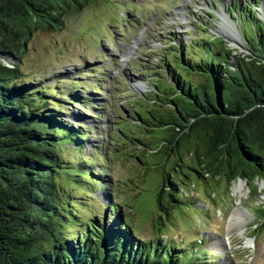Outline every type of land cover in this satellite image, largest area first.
Wrapping results in <instances>:
<instances>
[{"label":"trees","instance_id":"16d2710c","mask_svg":"<svg viewBox=\"0 0 264 264\" xmlns=\"http://www.w3.org/2000/svg\"><path fill=\"white\" fill-rule=\"evenodd\" d=\"M91 1L0 0V264H210L196 249L181 251L161 238L140 240L116 204L107 208L118 211L111 222L100 208L78 223L69 191L79 186L91 194L100 177L84 157L66 159L68 152L80 153L87 135L81 123L65 119L76 97L67 89L58 95L62 81L33 82L20 67L35 32L60 31ZM263 1L247 0L241 9L233 1L225 8L232 27L240 28L246 53L234 55L217 45L221 38L211 39L205 18L198 26L207 34L170 44L171 59H161L153 73L149 99L155 108L140 107L133 119L149 132H163L155 145L157 152L164 150L156 198L166 214L188 203L164 170L171 155L177 161L188 153L204 173L222 174L229 182L264 177V19L257 10L264 15ZM69 82L77 86L74 79L64 85ZM121 136L136 148L148 146L138 134Z\"/></svg>","mask_w":264,"mask_h":264},{"label":"rangeland","instance_id":"374dc122","mask_svg":"<svg viewBox=\"0 0 264 264\" xmlns=\"http://www.w3.org/2000/svg\"><path fill=\"white\" fill-rule=\"evenodd\" d=\"M233 1L240 2L241 9L247 0H94L66 19L60 31L34 33L22 73L33 82L52 86L62 81L58 95L67 89L76 97L67 105L65 119L81 123L87 135L80 153L68 152L66 159L84 157L81 161L100 177L91 194L79 186L69 191L78 223L100 208L105 221L111 222L118 211L110 213L107 208L116 204L140 240L161 238L181 251L196 249L204 254L201 261L210 264H264V177L229 182L222 174L204 173L188 153L177 161L171 155L164 170L178 182L188 203L166 214L156 198L163 185L164 150L157 152L155 145L163 132H149L133 119L140 107L155 108L149 99L150 80L160 71L161 59H171L170 44L199 41L207 34L198 26L205 18L211 39L221 38L217 45L234 55L246 53L240 28L232 27L225 10ZM257 10L264 19L259 6ZM69 79L77 86L72 82L65 86ZM124 133L145 137L148 146L134 147L121 136ZM235 211L238 217H233Z\"/></svg>","mask_w":264,"mask_h":264},{"label":"bare ground","instance_id":"6f19581e","mask_svg":"<svg viewBox=\"0 0 264 264\" xmlns=\"http://www.w3.org/2000/svg\"><path fill=\"white\" fill-rule=\"evenodd\" d=\"M223 23H226V22H223ZM223 23H222V25L225 26V24H223ZM226 26H227V24H226ZM222 28H223V27H222ZM234 38H235V37L232 36V37H231V40H234ZM240 186H241V184H240ZM238 216H239V212H238V211H235V212L233 213V217H238Z\"/></svg>","mask_w":264,"mask_h":264},{"label":"water","instance_id":"95a60500","mask_svg":"<svg viewBox=\"0 0 264 264\" xmlns=\"http://www.w3.org/2000/svg\"><path fill=\"white\" fill-rule=\"evenodd\" d=\"M240 179H242V178H240Z\"/></svg>","mask_w":264,"mask_h":264}]
</instances>
